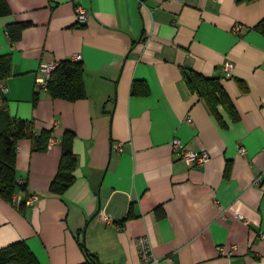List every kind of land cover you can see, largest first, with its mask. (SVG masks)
I'll return each instance as SVG.
<instances>
[{"label":"crops","instance_id":"1","mask_svg":"<svg viewBox=\"0 0 264 264\" xmlns=\"http://www.w3.org/2000/svg\"><path fill=\"white\" fill-rule=\"evenodd\" d=\"M7 2L0 55L13 62L3 86L9 112L54 134L46 152L19 143L17 178L28 191L15 204L0 198V249L24 241L40 264H87L89 253L98 264H144L145 238L151 264H264V34L256 29L264 0ZM78 7L89 13L84 25ZM16 23L30 26L13 43ZM78 55L86 99L38 89L43 65ZM190 70L221 80L237 123L221 107L223 126L190 90ZM66 131L76 134V181L55 196ZM175 139L210 162L189 166ZM32 195L39 200L21 210Z\"/></svg>","mask_w":264,"mask_h":264},{"label":"trees","instance_id":"2","mask_svg":"<svg viewBox=\"0 0 264 264\" xmlns=\"http://www.w3.org/2000/svg\"><path fill=\"white\" fill-rule=\"evenodd\" d=\"M11 8L7 0H0V18L10 16ZM28 23H16L8 26V34L13 43L19 42L23 31L28 28ZM256 29L264 34V21ZM13 62L11 56L0 55V198L15 204V197L28 191L27 185L17 178V156L19 143L30 139L34 143V150L46 152L49 149L54 131L44 130L36 132L33 121H27L12 117L8 109V100L4 92L5 82L12 76ZM84 65L73 59L59 63L48 84L47 93L53 99L77 102L87 98L84 81ZM185 79L190 90L204 99L212 113L227 127L221 115L222 107L233 123L240 120L237 109L223 87L221 80L208 78L193 71L185 72ZM136 93V86L134 90ZM39 100L35 96V104ZM76 134L66 131L62 140V159L58 175L54 179L50 192L55 196H62L75 183L78 160L74 152L73 144ZM26 202L20 205L24 210ZM131 218V215L127 220ZM91 262L98 264V257L89 253ZM0 264H40L39 260L24 241L17 242L6 248L0 249Z\"/></svg>","mask_w":264,"mask_h":264},{"label":"built area","instance_id":"3","mask_svg":"<svg viewBox=\"0 0 264 264\" xmlns=\"http://www.w3.org/2000/svg\"><path fill=\"white\" fill-rule=\"evenodd\" d=\"M178 1V0H177ZM77 21L80 25H84L88 22L89 19V13L87 12V10L83 7H78L77 8ZM243 28L241 26H237L234 29V32L236 34H240L242 32ZM74 61L77 62H81L82 61V57L81 56H75L73 58ZM59 66V63H49V64H45L41 67L40 72L43 74L42 77H39L37 80V87L38 89L47 92L48 89V84L49 81L52 78L53 73L57 70ZM235 65L232 62L227 61L224 64V72L226 73V75L228 77L232 76L233 73V69H234ZM191 122V120H190ZM173 148L175 153H177L180 157V159H182L183 161H185L189 166H203L206 165L210 162L211 158L209 156V154L207 153H196L193 151H185V150H181L183 149L182 143L180 142V140L175 139L172 143ZM115 149H117L120 153H122V144L120 145H116ZM240 155H245L246 154V150L244 148H241L239 150ZM39 200V197L37 195H32L30 196L27 200H26V205L27 206H34L36 204V202ZM15 202L17 203V199L15 197ZM106 221H110V219L107 217L105 218ZM139 245H140V254H141V259L143 261L144 264H151L152 260H153V255H152V249L150 246V243L147 239L143 238L140 239L139 241ZM234 250L226 252L225 248H219V253L221 254H228V255H233L234 254Z\"/></svg>","mask_w":264,"mask_h":264}]
</instances>
